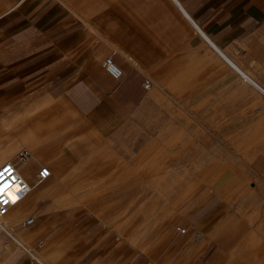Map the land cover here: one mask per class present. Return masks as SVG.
Masks as SVG:
<instances>
[{
  "label": "crops",
  "instance_id": "0c3cea01",
  "mask_svg": "<svg viewBox=\"0 0 264 264\" xmlns=\"http://www.w3.org/2000/svg\"><path fill=\"white\" fill-rule=\"evenodd\" d=\"M7 163L0 264H264V0H0ZM168 200L151 257L117 226Z\"/></svg>",
  "mask_w": 264,
  "mask_h": 264
},
{
  "label": "rangeland",
  "instance_id": "374dc122",
  "mask_svg": "<svg viewBox=\"0 0 264 264\" xmlns=\"http://www.w3.org/2000/svg\"><path fill=\"white\" fill-rule=\"evenodd\" d=\"M153 179L154 178H131V186L142 184L145 181L147 185H149L152 184L151 180L153 181ZM148 196L151 195L148 194ZM129 204L132 205L137 203L132 202ZM170 206L171 204L168 200L165 201L161 209L154 207H148L146 209L126 208V223L119 224L117 227L126 230V239H129V243L133 248L145 251L149 253L151 257L155 249H161L163 250V254H165L167 249H170L171 246V235L169 234L172 233V235H176L174 231L175 225L171 226V229L169 225H166V220L176 213L175 208L173 209ZM157 217L163 218L161 223H158L159 219Z\"/></svg>",
  "mask_w": 264,
  "mask_h": 264
},
{
  "label": "built area",
  "instance_id": "2783aa9c",
  "mask_svg": "<svg viewBox=\"0 0 264 264\" xmlns=\"http://www.w3.org/2000/svg\"><path fill=\"white\" fill-rule=\"evenodd\" d=\"M104 67L108 73L116 80L122 77V72L116 66H114L110 59H106L104 62ZM146 89L150 87L148 82L144 86ZM31 155L27 152H20L18 154L17 160L21 164H26L30 161ZM50 177V170L46 167H41L36 175L37 182H42ZM30 186L22 179L17 169L12 164H4L0 167V218H3L7 213L9 208L14 204L10 201L8 192L16 193V200H21L25 195L30 192ZM29 220L28 222H30ZM178 233H184L183 228H176Z\"/></svg>",
  "mask_w": 264,
  "mask_h": 264
},
{
  "label": "bare ground",
  "instance_id": "6f19581e",
  "mask_svg": "<svg viewBox=\"0 0 264 264\" xmlns=\"http://www.w3.org/2000/svg\"><path fill=\"white\" fill-rule=\"evenodd\" d=\"M8 195H9L10 201L15 205V203L17 202V200H16V198H17L16 193L10 191V192H8Z\"/></svg>",
  "mask_w": 264,
  "mask_h": 264
},
{
  "label": "snow or ice",
  "instance_id": "6c2138e0",
  "mask_svg": "<svg viewBox=\"0 0 264 264\" xmlns=\"http://www.w3.org/2000/svg\"><path fill=\"white\" fill-rule=\"evenodd\" d=\"M0 191H2V190H0Z\"/></svg>",
  "mask_w": 264,
  "mask_h": 264
}]
</instances>
